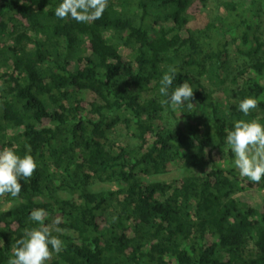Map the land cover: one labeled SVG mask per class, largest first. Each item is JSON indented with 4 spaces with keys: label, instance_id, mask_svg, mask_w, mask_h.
Here are the masks:
<instances>
[{
    "label": "trees",
    "instance_id": "16d2710c",
    "mask_svg": "<svg viewBox=\"0 0 264 264\" xmlns=\"http://www.w3.org/2000/svg\"><path fill=\"white\" fill-rule=\"evenodd\" d=\"M59 2L0 0V148H30L37 163L17 198L2 195L0 264L36 227V208L64 242L48 264H264V201L236 196L264 178L241 177L225 143L234 121L264 123V0L225 1L196 28L205 0H108L86 23L57 18ZM230 45L243 57L234 68ZM169 69V92L187 82L192 106L163 103ZM247 96L259 103L244 116ZM119 124L134 146L109 141ZM176 169L177 180L149 179Z\"/></svg>",
    "mask_w": 264,
    "mask_h": 264
},
{
    "label": "clouds",
    "instance_id": "9594fccd",
    "mask_svg": "<svg viewBox=\"0 0 264 264\" xmlns=\"http://www.w3.org/2000/svg\"><path fill=\"white\" fill-rule=\"evenodd\" d=\"M107 6L108 0H60L54 9V15L61 20L71 19L86 23L100 19ZM175 78V69H169L162 75L158 91L167 98L163 103L177 110L192 106L193 88L187 82H181L169 92ZM258 103L257 98L247 96L239 101L237 107L244 116H248L251 110L257 108ZM181 112L183 111H179ZM225 143L233 154L232 164L238 169L239 175L250 182L260 183L264 178V123L255 119L234 121L227 131ZM30 151L28 148L21 156L11 147L0 148V196H19L20 181L30 178L37 168ZM48 216L49 213L43 208L30 212L29 219L36 227L26 230L16 240L9 264H47L53 254L63 250L64 242L53 235L54 229L46 224Z\"/></svg>",
    "mask_w": 264,
    "mask_h": 264
},
{
    "label": "rangeland",
    "instance_id": "374dc122",
    "mask_svg": "<svg viewBox=\"0 0 264 264\" xmlns=\"http://www.w3.org/2000/svg\"><path fill=\"white\" fill-rule=\"evenodd\" d=\"M225 1H232V0H205L204 6L200 10V12L197 15L190 16L189 26L191 28L201 27L208 21L214 19L216 16L222 13L223 11L222 4ZM260 37L264 40V23L262 24V27H261ZM3 42L5 46L11 45V41L8 37L5 38ZM228 51H229L230 68H234L238 64H241L243 57L237 55L233 45L229 46ZM84 55L88 56L89 53H85ZM80 96L90 101H93L96 99V97L90 94L88 91L81 92ZM221 106L222 108H224V104ZM161 123L167 126L173 125L172 116L166 111H164L163 113H161ZM11 131L13 132V130H9L7 134ZM107 138L109 139L111 143L122 144V145L130 146V147L134 146L137 143L136 140L133 137H131L129 133L126 132V130L121 124L116 126L114 130L108 133ZM181 174H182V171L179 169H176L168 173L153 175L149 179L151 181L155 180V181H160V182H171V181L177 180ZM93 188L94 189H107V188H114V185L109 184V183H96V184H93ZM236 196L238 199L240 198V200L244 201L247 205L251 207H256V208H259L264 201V193L262 191V188L245 189L244 191L237 193ZM10 205H11V201L7 196L0 197V210L8 208ZM109 215L110 217L113 216L111 209L109 210L108 217ZM50 226L52 228L56 226V220L54 217H50Z\"/></svg>",
    "mask_w": 264,
    "mask_h": 264
},
{
    "label": "built area",
    "instance_id": "2783aa9c",
    "mask_svg": "<svg viewBox=\"0 0 264 264\" xmlns=\"http://www.w3.org/2000/svg\"><path fill=\"white\" fill-rule=\"evenodd\" d=\"M262 191H263V193H264V187H262Z\"/></svg>",
    "mask_w": 264,
    "mask_h": 264
}]
</instances>
